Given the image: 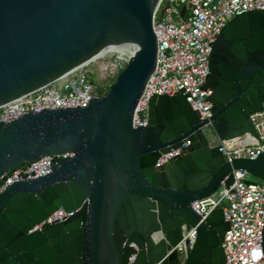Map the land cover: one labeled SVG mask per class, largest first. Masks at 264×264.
Segmentation results:
<instances>
[{"label":"water","instance_id":"obj_1","mask_svg":"<svg viewBox=\"0 0 264 264\" xmlns=\"http://www.w3.org/2000/svg\"><path fill=\"white\" fill-rule=\"evenodd\" d=\"M158 2L0 0V106L114 45L136 47L87 106L0 122V186L46 155L73 152L55 158L49 173L0 190V264H225L223 208L200 215L192 202L230 186L238 169L264 180V152L227 161L218 144L258 137L251 115L264 104V9L232 18L213 43L205 119L185 95L155 94L148 124L136 127L138 101L157 65ZM222 37L248 38L247 51H220ZM186 139L179 155L156 166ZM59 208L74 213L30 231ZM194 227L196 243L181 256L175 246Z\"/></svg>","mask_w":264,"mask_h":264},{"label":"built area","instance_id":"obj_2","mask_svg":"<svg viewBox=\"0 0 264 264\" xmlns=\"http://www.w3.org/2000/svg\"><path fill=\"white\" fill-rule=\"evenodd\" d=\"M263 9L264 0H159L154 15V30L158 39L157 65L138 101L134 126L148 124L149 104L155 94L172 96L181 93L192 109L199 113L200 119H205L212 107L209 99L212 90L205 88V82L213 43L229 20L247 11ZM131 51L108 50L94 59L116 54L115 73L118 74L133 55ZM88 63L0 106V122H9L26 113L44 109L87 106L93 97L103 95L108 86L96 84L92 72L86 68ZM251 118L258 137L247 133L243 137L218 142L227 161L256 159L264 152V104L263 109L253 113ZM190 143L186 139L180 147L162 153L156 166L179 155ZM71 155L72 151L50 154L21 167L7 177L0 190L22 178L45 175L52 170L55 158ZM247 176V171L235 170V179L230 186L223 183L215 194L192 202L200 215L208 214L219 206L223 208L227 224L223 241L225 264H264V182L249 181ZM73 213L59 208L30 231L42 230L46 222L56 223ZM196 237V227L184 232L175 246L181 256L189 254Z\"/></svg>","mask_w":264,"mask_h":264},{"label":"rangeland","instance_id":"obj_3","mask_svg":"<svg viewBox=\"0 0 264 264\" xmlns=\"http://www.w3.org/2000/svg\"><path fill=\"white\" fill-rule=\"evenodd\" d=\"M117 55H109L106 58H97L91 60L86 68L92 72V78L99 86H106L113 82V79L117 76L115 73V64L117 63ZM108 68H104V67ZM247 180L262 182L263 180L256 178L252 174L248 173Z\"/></svg>","mask_w":264,"mask_h":264},{"label":"flooded vegetation","instance_id":"obj_4","mask_svg":"<svg viewBox=\"0 0 264 264\" xmlns=\"http://www.w3.org/2000/svg\"><path fill=\"white\" fill-rule=\"evenodd\" d=\"M244 31L245 30L243 29L241 31V33ZM247 32H248V30H247ZM247 36L249 37V34H247ZM232 45H235L237 47V49H239L240 51L246 52L248 49V38H242V39H238V40H226L224 37H222L218 41V48L220 51H223V52L228 50V48ZM219 56H221V55H219ZM228 60H226V62H228ZM263 182H264V180H263ZM263 243H264V235H263ZM263 246H264V244H263Z\"/></svg>","mask_w":264,"mask_h":264},{"label":"bare ground","instance_id":"obj_5","mask_svg":"<svg viewBox=\"0 0 264 264\" xmlns=\"http://www.w3.org/2000/svg\"><path fill=\"white\" fill-rule=\"evenodd\" d=\"M135 48L133 44H131L130 42H122L120 44L114 45L112 47H110L109 49H106L105 51H103L102 53L98 54V56H100L101 54L105 53L106 51H114V50H119V51H128V50H132L131 54H134ZM96 56V57H98ZM95 57V58H96ZM94 59V58H93ZM92 59V60H93Z\"/></svg>","mask_w":264,"mask_h":264},{"label":"trees","instance_id":"obj_6","mask_svg":"<svg viewBox=\"0 0 264 264\" xmlns=\"http://www.w3.org/2000/svg\"><path fill=\"white\" fill-rule=\"evenodd\" d=\"M114 79H115V78H114ZM114 79H113V81H114ZM110 85H111V83L108 84V86H107V90H108V88H109Z\"/></svg>","mask_w":264,"mask_h":264}]
</instances>
